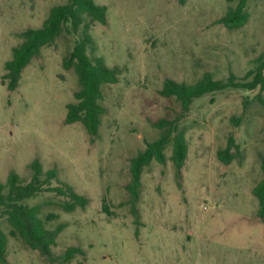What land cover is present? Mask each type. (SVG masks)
Returning <instances> with one entry per match:
<instances>
[{"label":"rangeland","instance_id":"obj_1","mask_svg":"<svg viewBox=\"0 0 264 264\" xmlns=\"http://www.w3.org/2000/svg\"><path fill=\"white\" fill-rule=\"evenodd\" d=\"M64 1L0 0V181L11 170L29 179L36 158L45 169L57 167L90 203L66 212L51 204L63 199L52 193L29 202L45 203L44 216L58 215L49 227L66 225L55 254L71 245L85 254L52 263L10 236L8 264H264V219L252 192L262 178L264 107L256 95L264 98V89L227 88L195 99L189 110L159 93L167 78L193 83L206 71L244 77L264 52V0L248 1L249 20L237 29L219 19L239 0H96L107 5L108 21L91 28L95 54L121 68L119 81L103 86L106 112L97 136L81 122H65L79 87L74 70L63 66L74 35L44 47L14 90L5 83L20 33L41 26L51 6ZM164 116L180 117L188 156L178 173L169 145L166 163L145 167L136 224L127 189L131 158L159 136L154 123ZM230 135L240 154L225 163L217 152ZM0 223L8 232L4 218Z\"/></svg>","mask_w":264,"mask_h":264},{"label":"trees","instance_id":"obj_2","mask_svg":"<svg viewBox=\"0 0 264 264\" xmlns=\"http://www.w3.org/2000/svg\"><path fill=\"white\" fill-rule=\"evenodd\" d=\"M249 0H239L236 6L230 7L219 21L229 29L244 26L250 17L247 10ZM108 21V7L96 0H65L51 6L47 17L39 27H28L20 35V43L12 47V56L5 62L7 72L5 83L10 90H14L20 82L23 69L38 56L42 49L56 42L63 35L76 37L72 49L63 60L66 69H73L78 78V89L74 92V100L67 103L65 122L72 124L81 122L89 134L99 135L100 126L106 108L102 103L103 86L107 83L119 81L121 68L109 66L104 57L96 55L97 43L91 32L94 23L106 24ZM253 67L244 77L230 72L226 79L216 78L211 71H206L195 82H179L165 79L159 93L167 98L178 100L183 110H189L195 99L206 94L222 91L227 88H242L246 90L264 89V52L253 59ZM256 98L264 107L261 93ZM248 99L244 101L247 108ZM235 118V117H233ZM180 117L170 119L164 116L154 123L160 129L159 136L146 141V146L131 158V181L127 189L131 193V210L136 224L139 223V211L136 203L140 195L142 174L145 167L153 161L166 163L168 156L166 149L172 146L170 156L178 173L181 172L188 156L189 145L186 130L180 125ZM240 154L239 144L233 135L228 138L225 147L218 149L220 160L230 163ZM28 167L30 178L22 177L17 171L11 170L5 181H0V218L10 225L7 232L0 223V263L8 264L9 237H16L31 249L40 250L52 263H69L78 254H85L80 246H68L63 253L55 254L52 247L57 244V238L65 228V223H59L55 228L49 227V222L58 217L56 213L44 216L45 203L31 204L33 199L44 193H52L63 199L51 201L66 212L77 208H86L90 199L79 193L73 185L59 176L57 167L45 169L40 159H33ZM262 178L253 187L252 192L258 199V216L264 219V154L261 157ZM106 212L109 205L104 203Z\"/></svg>","mask_w":264,"mask_h":264}]
</instances>
